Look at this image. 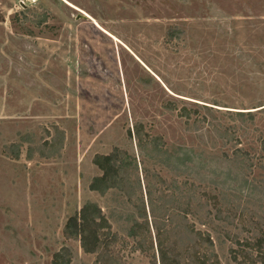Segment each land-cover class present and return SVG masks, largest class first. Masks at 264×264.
Listing matches in <instances>:
<instances>
[{"label": "rangeland", "instance_id": "rangeland-1", "mask_svg": "<svg viewBox=\"0 0 264 264\" xmlns=\"http://www.w3.org/2000/svg\"><path fill=\"white\" fill-rule=\"evenodd\" d=\"M175 27L185 35L171 43ZM171 95L213 108H200L196 124L167 109ZM263 107L264 0H0V264H53L62 247L70 264H160L149 189L159 206V196L169 200L159 211L172 217L163 231L180 225L184 234L193 224L211 233L221 264H238L211 214L187 222L183 210L196 189L211 211H233L217 223L241 241L264 227V171L231 161L237 146L256 161ZM253 110L254 120L234 112ZM138 122L162 138L169 165L166 155L143 156L129 135ZM55 125L65 132L58 151L45 144ZM115 147L139 162L143 191L137 177L129 178L131 196L89 189L102 173L94 156ZM245 178L259 188L249 206ZM237 191L243 201L221 205L222 193L233 200ZM143 199L148 225L139 216ZM87 201L111 224L97 253L64 232ZM241 211L245 222L234 215ZM167 236L187 256L193 241L170 231L167 244Z\"/></svg>", "mask_w": 264, "mask_h": 264}, {"label": "trees", "instance_id": "trees-1", "mask_svg": "<svg viewBox=\"0 0 264 264\" xmlns=\"http://www.w3.org/2000/svg\"><path fill=\"white\" fill-rule=\"evenodd\" d=\"M184 35L185 33L182 29L175 27L170 29L167 37L168 40L173 43L177 40L182 39ZM174 92L184 96V94L182 93L176 91ZM171 97L172 100L169 101L167 109L171 111H177L180 117L185 118L188 121L195 117L194 123L196 124H198V122L202 119L199 116L200 108H213L208 105L193 102L184 98H176L173 95H171ZM213 104L218 105L216 103ZM263 109L260 108L259 110ZM259 110L248 112H234L237 116L242 118V120H244L245 116H247L249 120H254L255 117L253 113ZM47 132L50 135V131ZM132 133L138 142V146L143 152V156L149 155L152 158H162L164 155H166V165H169L168 151L167 149L164 150L163 140L160 136H153L150 133L146 132L144 125L139 122L135 125L133 132L129 130L130 136H132ZM64 139V130L55 125L54 135L52 136V138L45 140V144L46 146L52 148V151H58L63 145ZM12 147L13 149H15V157H19L20 151L18 149V146H16V144H13ZM32 152L33 150L29 151V157L33 155ZM144 152H146V154H144ZM252 157L255 156L250 155L247 150L243 149L241 146H237L232 153L231 161L234 163V165H237L239 170H244L246 168L245 165H247L249 169L255 167L258 170L264 171V136L260 138V153L258 154L255 162ZM93 163L102 171V173L100 175L94 176L91 180V183L89 185V189L91 191L98 192L100 195H105L111 189H117L119 191H128L129 195L131 196L128 189V184H130L129 178L131 177H137V179L135 178L137 182V188H140L142 190L141 179L138 175L139 162L127 151L115 147L109 154H96L94 156ZM130 165L132 166V170H129ZM158 179L162 183H165L162 178L158 177ZM247 180L248 179L245 178V182H248ZM252 180H254V178ZM248 183L250 184L251 190L246 193V196H244L245 198L249 199L247 200V202L244 201V205L247 206H249V203H252L251 200L253 199V194H255L259 189L255 181ZM262 183H264V180ZM241 193V191H237L235 195L233 194V200L228 199L229 196L226 193H222L220 196V200L223 201L221 205L225 206L226 201H243ZM147 194L149 198L148 206L150 208V216L152 217V224L157 234L160 264H221L216 249V242L211 233L208 231L197 230L193 224H189L186 227V232H184V234H186L187 237H185L184 239L190 242L193 241L194 244L193 242L191 244H189V242L186 244L187 248L185 249L187 250V256H185L184 258H181L179 254H176L175 249L171 245L172 243L169 236H167L166 238L169 240V244H167V242L162 238L163 235L165 236L170 231L173 232L175 236H184L183 233H180L182 230V227L180 225H176L173 231L170 229L169 231L162 230V227L164 228L166 225L171 224V215L166 216L165 212L163 214L159 213V211L161 210L164 211V207L169 200H163V196H159L158 201L161 200L164 202L162 206H159L158 203L153 199V191L151 189L147 191ZM198 194L201 196V194L195 189L194 191H191V195L188 197L189 200L187 201V204L183 210L185 212L186 216L184 217L187 219V222L188 215L196 216L207 211L208 215L211 214L213 216V218H210V221L215 231L225 232L224 235L226 239L230 241L229 249L231 255L238 264H258L259 262L264 263V227L258 225L259 230H257L258 233L254 237V239L248 238L244 241H241L239 236H233L231 232L225 231L223 230V228H220L217 223L221 221H229L230 217L228 214L233 211L231 209L226 210L221 206H219V208H216V206H214L216 210L211 211L209 209V205L199 199ZM207 197L209 196L207 195ZM242 214H246V212L244 213V211H241L240 214L235 213L234 215H237L240 220L245 222L246 218H243V216H241ZM139 216L145 219L148 225L149 216L147 213V205L145 204L144 199L142 200V203L140 205ZM104 229L110 230L111 224L106 214L103 212L102 207L96 202L87 201L78 213L69 217L65 225L64 232L70 238H78L82 248L86 253H97L104 239L103 237L106 234L103 232ZM134 229L135 227L132 228V230ZM235 245H237L236 248H234ZM240 257L243 258L240 259ZM99 258V261H103V258L101 256ZM70 261L71 257L69 248L62 247L58 252L54 254L53 264H70Z\"/></svg>", "mask_w": 264, "mask_h": 264}]
</instances>
